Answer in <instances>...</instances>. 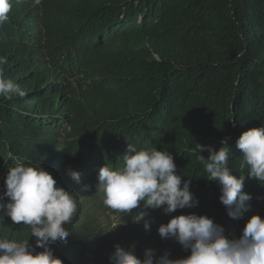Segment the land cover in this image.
<instances>
[{
  "label": "trees",
  "instance_id": "obj_1",
  "mask_svg": "<svg viewBox=\"0 0 264 264\" xmlns=\"http://www.w3.org/2000/svg\"><path fill=\"white\" fill-rule=\"evenodd\" d=\"M11 3L9 19L0 26V57L7 60L4 78L24 95L0 96V205L8 202L6 175L17 162L12 157L39 162L52 175L61 173L57 180L63 182L67 153L87 165L77 171L80 177L93 178L106 164H122L132 144L172 153L181 187L190 180L198 200L171 214L148 210L151 226L196 213L239 238L251 215L264 218V184L245 179L250 210L243 219L232 218L220 201L221 186L205 177L195 150L196 143L219 150L227 139L228 167L239 178L242 152L236 142L264 125V0ZM47 57L65 78L49 69ZM67 77L81 79L76 90ZM66 88L75 93L64 100ZM142 210L143 202L125 219ZM88 237L58 241L54 254L64 264H92L83 248L96 239ZM164 241L178 258L191 254L174 238Z\"/></svg>",
  "mask_w": 264,
  "mask_h": 264
},
{
  "label": "clouds",
  "instance_id": "obj_2",
  "mask_svg": "<svg viewBox=\"0 0 264 264\" xmlns=\"http://www.w3.org/2000/svg\"><path fill=\"white\" fill-rule=\"evenodd\" d=\"M11 8V0H0V26L8 21ZM5 63L6 58L0 57V96H23L18 84L4 78ZM236 143L242 152L239 178L228 167L227 139L221 141L219 150L200 143H196L195 150L205 177L221 186L220 201L227 207L228 215L243 219L250 210L246 202L252 200L250 194L242 191L245 179L251 177L264 184V125L243 132ZM205 151L209 153L207 158ZM12 159L17 162L6 175L4 197L8 202L0 205V211L14 224L29 226L36 242L33 245L28 239L0 238V264H64L52 246L70 234L65 225L78 211L76 194L59 186L39 162L25 164L17 157ZM245 168L247 175L242 174ZM67 174L80 182L79 172L69 168ZM98 181L103 205L117 213L130 214L143 202L144 210L133 217V222H143L145 231L151 230L148 210L162 208L165 214H171L198 204L190 191L191 181H183L181 187L182 177L177 174L173 154L157 147L137 150L128 144L122 164L101 167ZM158 233L161 238H174L191 254L179 259L157 258L152 249H147L141 258L135 245L128 249L116 245L109 257L111 264H264V218L259 213L251 215L239 238L227 235L213 218L196 213L173 216L159 226Z\"/></svg>",
  "mask_w": 264,
  "mask_h": 264
},
{
  "label": "rangeland",
  "instance_id": "obj_3",
  "mask_svg": "<svg viewBox=\"0 0 264 264\" xmlns=\"http://www.w3.org/2000/svg\"><path fill=\"white\" fill-rule=\"evenodd\" d=\"M52 57L46 58L50 62H48L50 64L49 69L53 73L60 72L61 74V70L59 71L56 67V62ZM61 76L63 77L64 74L62 73ZM80 80L77 77H67L66 82L71 86L72 90H76ZM73 93L75 92L66 88L62 94L66 96L64 100L70 99ZM62 146L63 144L58 145L56 151H60ZM66 156H68L66 162L61 163L65 177L64 181L57 180L61 173L53 175V177L57 180L59 186L76 194L79 204L78 211L71 223L65 225L70 231L69 236L66 240L59 241V243L70 244L87 235L89 236L88 238H92L93 234H96L93 237L96 241L91 243L92 245L89 247L83 248V254L87 255L86 262L91 257L94 260L92 264H111L109 257L114 253L116 245L125 249L135 245V252L141 258L144 257L147 249H152L157 258L167 256L168 259H179L174 251L175 247L168 245L164 238L159 235L158 226L153 225L150 231H145L143 222L140 224L133 222V217L136 214L130 219H125L129 213L120 214L103 205L102 194L97 191L98 177H80V182L73 180L67 174V170L71 168L74 171H79L86 168L87 165L77 164L78 159L74 153L72 155L67 153ZM77 185H80L78 186L79 188H77ZM85 186L88 187L85 188ZM0 216L3 217V220H0V238L16 239L17 241L36 238L34 236L31 237L29 226L23 223L14 224L9 217L4 216L2 211H0ZM82 244L89 243L85 240Z\"/></svg>",
  "mask_w": 264,
  "mask_h": 264
}]
</instances>
